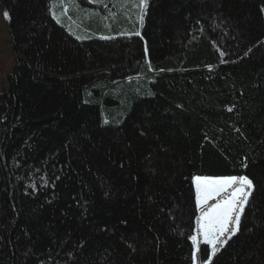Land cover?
I'll return each instance as SVG.
<instances>
[{
	"label": "trees",
	"instance_id": "1",
	"mask_svg": "<svg viewBox=\"0 0 264 264\" xmlns=\"http://www.w3.org/2000/svg\"><path fill=\"white\" fill-rule=\"evenodd\" d=\"M145 5L0 0V264H193V178L241 175L238 232L200 262L264 264V0Z\"/></svg>",
	"mask_w": 264,
	"mask_h": 264
},
{
	"label": "snow or ice",
	"instance_id": "2",
	"mask_svg": "<svg viewBox=\"0 0 264 264\" xmlns=\"http://www.w3.org/2000/svg\"><path fill=\"white\" fill-rule=\"evenodd\" d=\"M94 2L103 3V0H94ZM140 6H146L145 0H140ZM4 15L8 17L7 12ZM100 38L111 39L112 37L101 36ZM221 55L223 56V53ZM193 181L196 188V206L200 209V217L197 220V235L190 236V239L194 246H198L197 237L202 235L204 243L211 246L212 255H215L219 250L218 245L221 247L225 245L227 240L237 232L241 212L254 188L253 180L247 175H241L196 176ZM211 200H215V203L210 204ZM208 259L210 261L211 257ZM192 260L195 264V253L192 254Z\"/></svg>",
	"mask_w": 264,
	"mask_h": 264
},
{
	"label": "rangeland",
	"instance_id": "3",
	"mask_svg": "<svg viewBox=\"0 0 264 264\" xmlns=\"http://www.w3.org/2000/svg\"><path fill=\"white\" fill-rule=\"evenodd\" d=\"M109 2H110V0H109ZM67 8L68 7L65 6L64 7V10H63V8L62 9L61 8H59V9L57 8L58 10H55L54 9L53 10V16H56L57 17V15H60L62 12L65 15H67ZM69 24L71 26L70 28L72 29V31H74V30L77 31L78 28H79L78 26H80L78 24V22H76V21H71V22L69 21ZM14 65H15V56L13 55V51H12V41H11V37H10L9 31L7 29L6 22L4 20L2 8L0 6V92H3V91H5V90L8 89V79H7V77L12 72ZM193 183H194V181H193ZM194 187H195V183H194ZM195 195H196V188H195ZM250 196H249V198H250ZM209 203L210 204L211 203H215V200H211V201H209ZM246 206L247 205H245V207ZM245 207H244V209H245ZM244 209H243V211H244ZM243 211L241 212V214L243 213ZM199 217H200V209L198 208L197 220H198ZM197 220H196V224H195V229H194L195 232H194V235H197V232H198ZM237 232H238V230H237ZM197 238H198V241H199V245L198 246H194V252L193 253L196 254L195 264H201V262H200V255H199L200 254L199 253V247L204 243V240H203L202 235H198ZM222 247L218 245V249H220ZM210 249H211V246H210ZM211 253H212V249H211ZM215 255H212L211 254V259L214 258Z\"/></svg>",
	"mask_w": 264,
	"mask_h": 264
}]
</instances>
